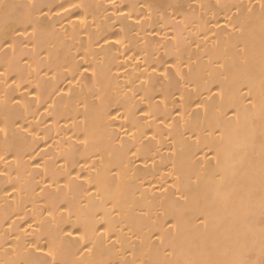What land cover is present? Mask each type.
Wrapping results in <instances>:
<instances>
[{"label": "bare ground", "instance_id": "obj_1", "mask_svg": "<svg viewBox=\"0 0 264 264\" xmlns=\"http://www.w3.org/2000/svg\"><path fill=\"white\" fill-rule=\"evenodd\" d=\"M0 264H264V0H0Z\"/></svg>", "mask_w": 264, "mask_h": 264}]
</instances>
